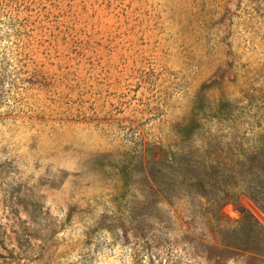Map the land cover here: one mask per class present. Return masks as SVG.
Returning <instances> with one entry per match:
<instances>
[{
	"label": "rangeland",
	"instance_id": "obj_1",
	"mask_svg": "<svg viewBox=\"0 0 264 264\" xmlns=\"http://www.w3.org/2000/svg\"><path fill=\"white\" fill-rule=\"evenodd\" d=\"M243 182L214 230L264 232V0H0V264H264L203 250Z\"/></svg>",
	"mask_w": 264,
	"mask_h": 264
},
{
	"label": "trees",
	"instance_id": "obj_2",
	"mask_svg": "<svg viewBox=\"0 0 264 264\" xmlns=\"http://www.w3.org/2000/svg\"><path fill=\"white\" fill-rule=\"evenodd\" d=\"M179 156H173L170 160L172 165L177 163L176 161L179 160ZM185 169L184 173L187 175L190 171V164L187 162L184 165ZM206 171L208 175L210 176L215 172V169L212 166L206 167ZM190 175V174H189ZM201 180L203 183L211 188L214 186L216 181L209 179L208 177H202ZM243 194L251 197L253 199V196L249 192V185L246 182H243L242 184L235 183L230 190H222L220 198L217 196L211 197L206 194H202V197L205 199L204 202H209L210 205H208V232L211 234L213 231L217 234H219L218 238H215L212 236V243L209 244H202L203 250H228L230 252L231 250H239V251H245V250H251L250 241L251 236L255 232H263V229L258 225V223L245 211L242 212L241 218L234 222L230 223V226H220L216 230H214L213 225H218L217 222L222 219L218 213H217V206L220 203V199L222 201H235V198L237 195ZM216 199V200H215ZM209 221H217L215 224ZM223 255L216 254L215 257L220 258ZM227 256V255H226ZM225 257V256H224Z\"/></svg>",
	"mask_w": 264,
	"mask_h": 264
}]
</instances>
